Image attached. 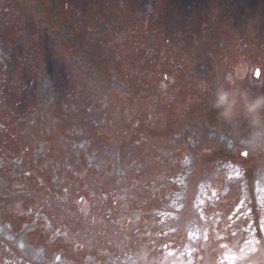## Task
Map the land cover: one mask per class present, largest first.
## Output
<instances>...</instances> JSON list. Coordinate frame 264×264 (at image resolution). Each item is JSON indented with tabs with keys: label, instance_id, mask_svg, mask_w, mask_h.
Instances as JSON below:
<instances>
[{
	"label": "rangeland",
	"instance_id": "rangeland-1",
	"mask_svg": "<svg viewBox=\"0 0 264 264\" xmlns=\"http://www.w3.org/2000/svg\"><path fill=\"white\" fill-rule=\"evenodd\" d=\"M229 81L264 91V0H0V264H264Z\"/></svg>",
	"mask_w": 264,
	"mask_h": 264
},
{
	"label": "clouds",
	"instance_id": "clouds-1",
	"mask_svg": "<svg viewBox=\"0 0 264 264\" xmlns=\"http://www.w3.org/2000/svg\"><path fill=\"white\" fill-rule=\"evenodd\" d=\"M211 107L218 121L232 125L243 120L246 131L233 130L242 147L251 153H264V91L234 86L230 81L215 91Z\"/></svg>",
	"mask_w": 264,
	"mask_h": 264
},
{
	"label": "snow or ice",
	"instance_id": "snow-or-ice-1",
	"mask_svg": "<svg viewBox=\"0 0 264 264\" xmlns=\"http://www.w3.org/2000/svg\"><path fill=\"white\" fill-rule=\"evenodd\" d=\"M255 75L259 78L260 77V71L259 69H257ZM244 156H247L248 153L245 152L243 153ZM258 191H260V189H258ZM262 206H264V200H262ZM237 211H239V209H237ZM259 228H260V231L261 232H264V218H261L260 220V224H259ZM248 231H252L250 228L248 229ZM233 235H235V232H233ZM255 235V233H253V236ZM219 238V237H218ZM256 241L254 239H249L247 241H245V248H242L240 250V255L237 256L235 254H228V255H225L223 257V260L227 262V264H237V261L238 260H241V259H244L245 255L247 252L249 251H255V245ZM222 247H225L227 248L228 246L225 244V245H222Z\"/></svg>",
	"mask_w": 264,
	"mask_h": 264
}]
</instances>
